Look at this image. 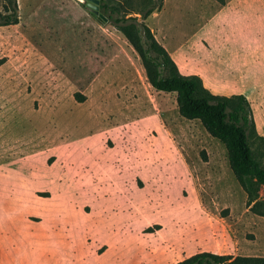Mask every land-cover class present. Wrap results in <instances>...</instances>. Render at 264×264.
I'll list each match as a JSON object with an SVG mask.
<instances>
[{
	"label": "rangeland",
	"instance_id": "rangeland-1",
	"mask_svg": "<svg viewBox=\"0 0 264 264\" xmlns=\"http://www.w3.org/2000/svg\"><path fill=\"white\" fill-rule=\"evenodd\" d=\"M17 1L19 23L0 26V264L264 257V215L224 145L151 87L124 35L88 0ZM105 1L140 19L152 0ZM233 1L163 0L144 22L179 71L243 94L264 136V0L213 17Z\"/></svg>",
	"mask_w": 264,
	"mask_h": 264
},
{
	"label": "trees",
	"instance_id": "trees-1",
	"mask_svg": "<svg viewBox=\"0 0 264 264\" xmlns=\"http://www.w3.org/2000/svg\"><path fill=\"white\" fill-rule=\"evenodd\" d=\"M162 2L152 0L146 7L136 11L140 19L121 13L118 1L110 3L103 0L101 9L139 56L151 87L157 91L174 92L179 114L186 119H198L209 135L224 145L230 169L246 194L249 209L264 215V199H259L257 195L258 187L264 186V165L256 157L249 142L250 136L261 141H264V136L258 135L255 130L250 102L243 94H213L199 75H185L179 71L167 50L144 22L161 7ZM0 9V26L19 23L17 0H0ZM172 264H264V257L200 251Z\"/></svg>",
	"mask_w": 264,
	"mask_h": 264
},
{
	"label": "crops",
	"instance_id": "crops-1",
	"mask_svg": "<svg viewBox=\"0 0 264 264\" xmlns=\"http://www.w3.org/2000/svg\"><path fill=\"white\" fill-rule=\"evenodd\" d=\"M239 1L240 0H234L231 4V6H222L221 9L217 10V13L213 16L215 19L219 17V15H222V13H226L227 11H230V9H232L233 11L237 12V8L239 7ZM223 3V2H222ZM157 11V10H156ZM156 11L152 12L148 17H150L153 13H155ZM221 13V14H220ZM158 19H156V24H159L157 22ZM221 20V18H220ZM214 21V20H213ZM161 25V24H160ZM148 26V25H147ZM162 26V25H161ZM163 27V26H162ZM164 28V27H163ZM152 30V29H151ZM152 32V31H151ZM200 32L203 33V28H200ZM161 44V43H160ZM162 45V44H161ZM177 45V44H176ZM176 45H172L170 46V48H172L173 50L175 49ZM166 50L167 47L165 45H162ZM168 52V51H167ZM169 53V52H168ZM170 55V54H169ZM171 56V55H170ZM172 58V57H171ZM173 59V58H172ZM175 62V61H174ZM178 67V66H177ZM181 72V71H180ZM182 74L185 75H189V74H197V72H181ZM198 75V74H197Z\"/></svg>",
	"mask_w": 264,
	"mask_h": 264
},
{
	"label": "water",
	"instance_id": "water-1",
	"mask_svg": "<svg viewBox=\"0 0 264 264\" xmlns=\"http://www.w3.org/2000/svg\"><path fill=\"white\" fill-rule=\"evenodd\" d=\"M86 5L87 8L93 13V15H97L104 21H107V18L98 11V0H88Z\"/></svg>",
	"mask_w": 264,
	"mask_h": 264
}]
</instances>
